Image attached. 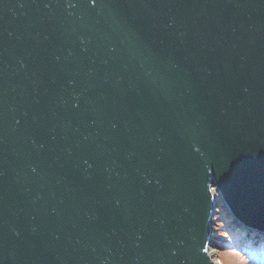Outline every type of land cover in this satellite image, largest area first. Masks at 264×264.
<instances>
[{"label":"water","instance_id":"1","mask_svg":"<svg viewBox=\"0 0 264 264\" xmlns=\"http://www.w3.org/2000/svg\"><path fill=\"white\" fill-rule=\"evenodd\" d=\"M218 198L264 236V0H0V264H219Z\"/></svg>","mask_w":264,"mask_h":264},{"label":"rangeland","instance_id":"2","mask_svg":"<svg viewBox=\"0 0 264 264\" xmlns=\"http://www.w3.org/2000/svg\"><path fill=\"white\" fill-rule=\"evenodd\" d=\"M218 201L219 206L216 208L217 212L213 217V241L209 246V252L221 264H241L236 257L228 254L229 250L235 246L250 249L253 245L261 249V245L264 244V236L258 239L257 232L239 225L234 218L230 217L220 198Z\"/></svg>","mask_w":264,"mask_h":264},{"label":"clouds","instance_id":"3","mask_svg":"<svg viewBox=\"0 0 264 264\" xmlns=\"http://www.w3.org/2000/svg\"><path fill=\"white\" fill-rule=\"evenodd\" d=\"M228 254L236 257L241 264H264V249H259L255 245L250 249L235 246Z\"/></svg>","mask_w":264,"mask_h":264},{"label":"trees","instance_id":"4","mask_svg":"<svg viewBox=\"0 0 264 264\" xmlns=\"http://www.w3.org/2000/svg\"><path fill=\"white\" fill-rule=\"evenodd\" d=\"M231 217V216H230ZM232 218V217H231ZM233 219V218H232ZM262 236V235H261ZM264 242V241H263ZM261 249H264V244L261 245Z\"/></svg>","mask_w":264,"mask_h":264},{"label":"bare ground","instance_id":"5","mask_svg":"<svg viewBox=\"0 0 264 264\" xmlns=\"http://www.w3.org/2000/svg\"><path fill=\"white\" fill-rule=\"evenodd\" d=\"M212 189H214V191L216 190L215 187H213ZM216 260V259H215ZM219 264H221L218 260H216Z\"/></svg>","mask_w":264,"mask_h":264}]
</instances>
